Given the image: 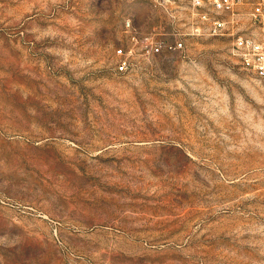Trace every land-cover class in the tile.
Returning <instances> with one entry per match:
<instances>
[{
	"label": "rangeland",
	"instance_id": "1",
	"mask_svg": "<svg viewBox=\"0 0 264 264\" xmlns=\"http://www.w3.org/2000/svg\"><path fill=\"white\" fill-rule=\"evenodd\" d=\"M259 1L0 0V264H264Z\"/></svg>",
	"mask_w": 264,
	"mask_h": 264
},
{
	"label": "built area",
	"instance_id": "2",
	"mask_svg": "<svg viewBox=\"0 0 264 264\" xmlns=\"http://www.w3.org/2000/svg\"><path fill=\"white\" fill-rule=\"evenodd\" d=\"M168 4L175 0H165ZM194 10L198 20L210 35H221L226 27V22L219 17L221 13L233 12L241 3V0H186ZM251 17L257 20L264 17V0H260L253 7ZM128 29L131 28L130 21L125 23ZM200 25L193 26L194 32H200ZM232 53L237 56L241 64L259 77H264V42L243 34L238 35L232 44ZM182 46L181 42L167 45L169 49H178ZM161 45L151 43L152 53L159 52ZM116 53L122 58L118 61L117 70L124 71L127 68V59L121 48Z\"/></svg>",
	"mask_w": 264,
	"mask_h": 264
}]
</instances>
